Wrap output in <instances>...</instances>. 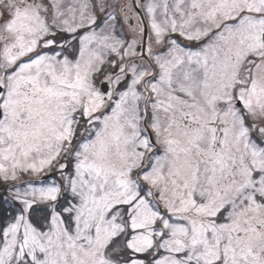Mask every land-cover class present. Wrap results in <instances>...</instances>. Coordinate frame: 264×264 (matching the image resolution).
<instances>
[{"label": "snow or ice", "instance_id": "obj_1", "mask_svg": "<svg viewBox=\"0 0 264 264\" xmlns=\"http://www.w3.org/2000/svg\"><path fill=\"white\" fill-rule=\"evenodd\" d=\"M0 264H264V0H0Z\"/></svg>", "mask_w": 264, "mask_h": 264}]
</instances>
